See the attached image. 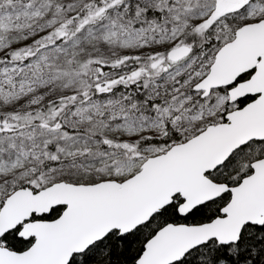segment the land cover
Wrapping results in <instances>:
<instances>
[{
	"label": "snow or ice",
	"instance_id": "1",
	"mask_svg": "<svg viewBox=\"0 0 264 264\" xmlns=\"http://www.w3.org/2000/svg\"><path fill=\"white\" fill-rule=\"evenodd\" d=\"M0 264H264V0H0Z\"/></svg>",
	"mask_w": 264,
	"mask_h": 264
}]
</instances>
